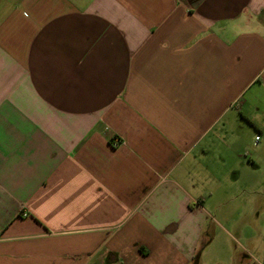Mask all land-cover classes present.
<instances>
[{"label":"crops","instance_id":"obj_1","mask_svg":"<svg viewBox=\"0 0 264 264\" xmlns=\"http://www.w3.org/2000/svg\"><path fill=\"white\" fill-rule=\"evenodd\" d=\"M263 130L264 0H0V264H264Z\"/></svg>","mask_w":264,"mask_h":264},{"label":"rangeland","instance_id":"obj_2","mask_svg":"<svg viewBox=\"0 0 264 264\" xmlns=\"http://www.w3.org/2000/svg\"><path fill=\"white\" fill-rule=\"evenodd\" d=\"M256 135L258 136V139L261 138L262 143L258 151V155L260 156L261 161H264V130L261 131V133L257 132ZM261 172H264V165H261Z\"/></svg>","mask_w":264,"mask_h":264},{"label":"built area","instance_id":"obj_3","mask_svg":"<svg viewBox=\"0 0 264 264\" xmlns=\"http://www.w3.org/2000/svg\"><path fill=\"white\" fill-rule=\"evenodd\" d=\"M119 142V140H115V143L114 144H117Z\"/></svg>","mask_w":264,"mask_h":264}]
</instances>
